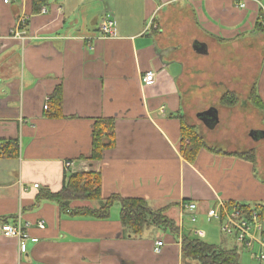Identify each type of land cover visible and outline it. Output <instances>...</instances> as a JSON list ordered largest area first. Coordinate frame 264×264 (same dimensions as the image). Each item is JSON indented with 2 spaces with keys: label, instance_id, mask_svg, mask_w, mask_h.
Returning <instances> with one entry per match:
<instances>
[{
  "label": "crops",
  "instance_id": "crops-1",
  "mask_svg": "<svg viewBox=\"0 0 264 264\" xmlns=\"http://www.w3.org/2000/svg\"><path fill=\"white\" fill-rule=\"evenodd\" d=\"M4 1L0 218L29 225L30 240L20 254L0 222V264H193L168 231L130 236L118 203L107 220H96L70 211L99 209L102 201H71L64 211L43 198L60 193L70 174L98 176L102 200L117 195L165 209L180 236L198 240L206 222L220 229L209 210L264 207L262 0H246L241 10L231 0ZM106 17L114 27L102 38L98 27ZM148 72L154 82L145 86ZM228 94L237 102L220 104ZM208 111L214 119L198 117ZM101 119L113 126L112 145L90 160L94 122ZM182 124L206 145L193 161L181 151ZM8 142L16 143L14 157L3 155ZM250 150L253 161L237 156ZM186 203L196 211L184 210ZM156 241L163 242L158 254Z\"/></svg>",
  "mask_w": 264,
  "mask_h": 264
},
{
  "label": "trees",
  "instance_id": "trees-1",
  "mask_svg": "<svg viewBox=\"0 0 264 264\" xmlns=\"http://www.w3.org/2000/svg\"><path fill=\"white\" fill-rule=\"evenodd\" d=\"M53 97V96H52ZM234 100L233 102H231ZM252 103L259 108L262 106L258 98L252 93L250 95ZM233 96L223 97L221 103L226 106H232L236 103ZM57 103H55L56 105ZM56 110L60 111L59 103ZM181 151L185 158L193 161L202 148H206L204 141L197 134L194 127L181 125ZM113 126L108 120H97L93 127V142L90 160H97L109 146L112 145ZM5 157H14L16 152V143L8 142L2 149ZM214 151V150H212ZM217 152V151H216ZM13 153V155H12ZM238 157L245 160H254V151L238 154ZM48 201L54 202L64 211L68 210V204L71 201H102L103 205L99 209L81 208L70 211L72 216H88L96 220H107L110 210L114 203L120 205V224L122 228L132 237L142 235L148 229H161L168 231L180 241L181 254L184 261L194 264H241L239 262L237 248L226 249L219 245L206 244L198 239L192 238L187 234L179 235L178 228L165 216V209L153 211L147 203L141 199L122 198L112 195L102 200L101 186L99 177L92 173L70 174L64 183L62 190L58 194L42 195ZM233 205V204H232ZM239 207L248 211L253 209L259 211L260 218L264 221V207L243 206ZM231 206V205H228ZM0 222L6 223V220L0 218ZM237 246V245H236ZM238 247V246H237Z\"/></svg>",
  "mask_w": 264,
  "mask_h": 264
},
{
  "label": "built area",
  "instance_id": "built-area-1",
  "mask_svg": "<svg viewBox=\"0 0 264 264\" xmlns=\"http://www.w3.org/2000/svg\"><path fill=\"white\" fill-rule=\"evenodd\" d=\"M155 1V0H153ZM235 7L238 9H244L246 6V0H231ZM7 3V0L4 1ZM260 8L264 17V0L260 3ZM46 9H41V14H46ZM114 22L111 18L106 17L98 27V33L102 38L110 37L113 32ZM14 37L24 40L17 32ZM154 82V73L148 72L142 77V83L145 86H150ZM48 100V99H46ZM47 109V106L44 107ZM66 170L72 167V163H64ZM37 188V185H34ZM184 210L189 213L196 211V205L193 203H186L183 205ZM208 218L215 219L220 222V231L225 237H230L234 240L235 244L251 255L254 261L259 264H264V221L260 218L259 211L253 209L248 211L239 205L234 204L231 206L221 205L217 209H211L207 213ZM190 222L195 223V216H190ZM27 224H22L19 220L12 224L3 223L1 226V234L5 239H14L18 241V251L20 254H24L27 249V241L30 240L28 234ZM40 229L44 226L42 223L38 224ZM196 235L198 232L195 233ZM35 243L36 239H31ZM163 246L162 241H156L154 247V253L158 254Z\"/></svg>",
  "mask_w": 264,
  "mask_h": 264
},
{
  "label": "rangeland",
  "instance_id": "rangeland-1",
  "mask_svg": "<svg viewBox=\"0 0 264 264\" xmlns=\"http://www.w3.org/2000/svg\"><path fill=\"white\" fill-rule=\"evenodd\" d=\"M234 66H236V65H234ZM239 67H240V68H238L239 70H243V69H241V66H239ZM249 69L252 70V68H249ZM227 96H233L234 98H236V96H234L232 94H228V95H225L223 97H227ZM222 98L220 100V104H222L221 103ZM233 101L234 100H232L231 102H233ZM224 106H226V105H224ZM201 228L205 230V235H206L203 239H199L202 242H204L206 244L219 245V246L224 247L226 249H231L232 247L235 246V242L232 238L225 237L223 234H221L219 226L214 220L211 222H206L204 224V227H201ZM196 237H198V236L196 235ZM236 248H237L239 262L241 264H259L257 261H254L253 259H251V257L249 256V254L246 251H244L240 247H236Z\"/></svg>",
  "mask_w": 264,
  "mask_h": 264
},
{
  "label": "water",
  "instance_id": "water-1",
  "mask_svg": "<svg viewBox=\"0 0 264 264\" xmlns=\"http://www.w3.org/2000/svg\"><path fill=\"white\" fill-rule=\"evenodd\" d=\"M206 117V118H209V119H214V116H213V111H208V112H205V113H201V114H199L198 115V117ZM261 134H263L264 135V133H261Z\"/></svg>",
  "mask_w": 264,
  "mask_h": 264
}]
</instances>
